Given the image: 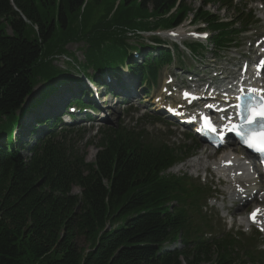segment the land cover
I'll list each match as a JSON object with an SVG mask.
<instances>
[{
    "label": "trees",
    "instance_id": "1",
    "mask_svg": "<svg viewBox=\"0 0 264 264\" xmlns=\"http://www.w3.org/2000/svg\"><path fill=\"white\" fill-rule=\"evenodd\" d=\"M232 2L204 0L194 10L187 0H0V264H261L236 237L190 238L185 210L192 203L199 213L205 193L166 174L183 153L165 143L105 128L95 162L87 163L67 131L32 146L15 136L34 106L55 95L53 84L69 77L50 62L70 55L69 44H84L85 71L120 72L130 61L135 74L154 78L172 53L145 52L139 34L177 28L193 14L215 34L216 49H225L237 31L205 7L236 10ZM250 20L235 17L244 27ZM132 51L144 55L143 64L131 61ZM40 82L41 99L24 110ZM179 239L182 249H166Z\"/></svg>",
    "mask_w": 264,
    "mask_h": 264
},
{
    "label": "rangeland",
    "instance_id": "2",
    "mask_svg": "<svg viewBox=\"0 0 264 264\" xmlns=\"http://www.w3.org/2000/svg\"><path fill=\"white\" fill-rule=\"evenodd\" d=\"M119 1L120 0H118V2ZM238 2H240L238 5L247 4L248 9H251L254 13H256V20L259 19V21L257 22L256 28L251 32V34H253V32L255 31L260 36H262L264 34V22L260 20V17L262 16L263 13L261 11H258L255 7L256 4L257 5L260 4V0H243V1L238 0ZM262 2L264 4V0H262ZM186 5L190 9L192 8L194 10H199V9L202 10L204 6V0H187ZM241 7L242 6H238V8ZM205 11L213 14L214 16L219 17L222 20H230L235 18L233 12H229L225 9H220L217 6L205 7ZM192 19H193V14L190 15V18L187 22L192 21ZM187 22L184 24V27H186V25L189 24ZM200 27L203 26L191 25V31H194ZM8 33L9 35L12 34L10 30H8ZM251 34L238 38L237 41L238 46H236V48L231 49L230 51H223L218 54L219 55L218 57H215L214 50L210 44L204 46L205 50L203 51L204 57L202 60H200V57L198 56L195 57L192 56L190 53H185L182 49L181 60L184 63L179 65L181 61H179L177 58L176 64L172 66H166L161 73L160 85H162V83L166 79H168L170 74H179V72L181 73L180 69H189L191 67V68H195L196 70L195 72L207 73L211 70H215L212 66L213 63L216 61H217V65H219L220 67H228L229 65H234L236 63V60L240 57L239 55H244L247 53L245 50L246 49L245 46L248 44V40L250 38L249 36ZM145 43L149 45L147 41ZM82 48H84V44H76V43L69 44L66 47V50L70 55L67 54L58 55L50 61L53 67L63 70L64 73L69 75V77L65 79L61 78L62 80L60 79L58 80V82H55L53 84V86L57 91L55 92V95L52 96V98L49 99L44 106L38 108V104L36 106L32 104L34 100L36 101L41 99V96L45 91L44 82L38 83L34 87L32 94L27 98L26 104L24 106V110L28 111V109L32 108L33 106L35 108L32 110V113L27 114V117H24L23 119L24 120L23 125L24 124L25 125L23 127V131L21 132V135L19 136V138H21L23 143H26L28 141L27 135L29 134L28 133L29 129L35 123L37 118L43 116V114L51 113L55 108H59L60 106L63 105L65 106L68 103V100L74 97L72 96L73 93L71 94L68 88V85L70 84L69 80L71 81L75 79L83 80V78H85L84 76L90 78L95 73L93 68H90L86 71L84 70L83 66L85 64V53L84 51H82L83 50ZM71 54H73L75 59ZM196 58H198L199 60ZM199 64L203 66L204 68L202 69L203 71H201V69L198 68ZM206 66H209V68ZM232 69L234 70V68ZM88 81H86V84L88 83ZM143 90L144 89L139 88V86H136L135 91L132 93L133 97L130 98L131 103L127 106L128 108H130L129 113L123 111L126 106L124 107L116 106L113 111H109V118L106 119L100 126L101 127L106 126L110 128L122 126V127H126L127 129L133 128V129L145 130L150 137L161 138L162 140H165L176 147L185 146L186 149L188 150L192 149V151L189 152L188 159L180 165L177 164L171 171L168 172V174L178 177L188 176L194 179L198 175L199 177L198 181L200 180L199 182H201L202 185H204L206 188L212 187L215 189L216 192L219 193L218 194L219 197L217 198V201H210L207 206L208 211H213V213L215 214L214 219L218 228L220 229V226L222 227L225 225L227 230H229L230 228H234L235 231L241 230L243 233H247V235H250V232H247L248 228L245 225L244 227L241 226L240 220L244 216L246 218V215L252 209L253 206H250L247 209L246 207H241L238 205L233 207L232 203L229 200L225 199L226 186L224 184H220L218 182V179L214 175L207 176L202 171L197 172L189 167L191 162L196 160L198 157H201L200 154L203 150L208 155L210 154L213 155L209 160H206L208 166L214 164V162H216L219 159L220 153H215L212 149L203 145L202 143L192 142L191 140H189L191 137V133L188 130H183L173 125L171 121H168L161 115H157L155 112L151 110V103L153 104V100L157 96H160L161 90L158 91L157 87L152 89L147 100H143L144 99ZM113 102H114L113 100H110V104H114ZM75 133L76 134L71 136L72 141L75 143H79V147L81 151L85 152L86 162L94 163L97 153L100 149L99 134H96V132H86V131L85 132L83 131L81 133L78 132ZM15 136H17L16 133ZM5 138L8 139L7 135H5ZM31 140H33V138ZM86 143H88L89 145L88 147L85 146ZM23 154L28 155L27 152ZM198 186L200 185L198 184ZM72 193L74 195H80L81 191L78 188H74ZM246 203L247 201L241 204H246ZM229 208L231 209V212L228 210ZM234 214L237 215L233 216ZM245 238L248 239V237ZM260 240L264 241V237H260V239L257 241V244L259 243L261 244ZM262 248L264 250V242L262 243Z\"/></svg>",
    "mask_w": 264,
    "mask_h": 264
},
{
    "label": "bare ground",
    "instance_id": "3",
    "mask_svg": "<svg viewBox=\"0 0 264 264\" xmlns=\"http://www.w3.org/2000/svg\"><path fill=\"white\" fill-rule=\"evenodd\" d=\"M206 97V96H205ZM203 97V98H205ZM235 151H227L222 154L219 160L213 166H207V162L211 155H208L204 150L201 152V157L190 163L189 167L195 171H202L209 173L211 170L217 173L221 178H224L228 183V197L236 202H245L247 205L257 202L264 196V188H259L257 181L253 180L248 174L249 171L244 165L245 162L240 158H236ZM231 164L230 168H225L226 163ZM255 194V197L253 196ZM251 202V203H249ZM237 215V214H235ZM246 220L242 219L241 224H244Z\"/></svg>",
    "mask_w": 264,
    "mask_h": 264
},
{
    "label": "snow or ice",
    "instance_id": "4",
    "mask_svg": "<svg viewBox=\"0 0 264 264\" xmlns=\"http://www.w3.org/2000/svg\"><path fill=\"white\" fill-rule=\"evenodd\" d=\"M260 67H264V61L261 62ZM257 93V89L251 90L247 103V114H245L243 103L235 106L240 109L238 115L242 123L231 125V131L237 135L240 143L253 151L264 153V90H259V94ZM184 96L186 99H198L195 95L187 92L184 93ZM238 99L242 100L239 97ZM208 123L210 124L211 122L209 121ZM211 130L213 132L217 131L215 126H212ZM259 216L260 209H256L250 214L249 218L253 223H256Z\"/></svg>",
    "mask_w": 264,
    "mask_h": 264
}]
</instances>
